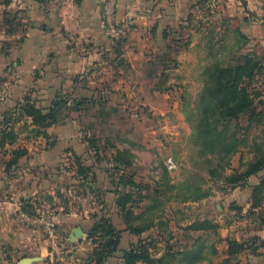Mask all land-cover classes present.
Here are the masks:
<instances>
[{"label": "crops", "instance_id": "1", "mask_svg": "<svg viewBox=\"0 0 264 264\" xmlns=\"http://www.w3.org/2000/svg\"><path fill=\"white\" fill-rule=\"evenodd\" d=\"M244 1L246 8L240 5V27L248 43L243 51L262 57L264 0ZM184 11L181 0H118L119 19L133 17L134 27L122 43L114 44L105 35L99 0H0V71L7 73L0 84L8 77L7 86L13 88L41 89L49 96L68 93L81 105L75 118L96 121L88 131L76 120L51 128L49 141L54 143L49 145L40 137L36 145L28 140L23 145L0 147L2 262L7 249L16 264L23 259L17 249L21 229L10 218L20 207L29 209L28 204L38 202L48 205L60 190L78 191L84 182L79 169L83 167L90 168L91 188L95 190L97 183L106 179L101 174L103 160L96 153L103 157L106 151L108 155L117 149L121 138L145 144L149 136L164 133L160 119L177 109L193 84L184 79L188 58L181 54L174 59V64L165 69L159 88L156 82L163 71L159 77L150 73L158 65L154 57L166 32L175 31ZM7 12L11 15H5ZM192 60L190 70L195 72L196 59L189 56L188 62ZM258 86L264 87V80ZM90 138L109 142L93 145ZM17 149L26 150V155L12 165V153ZM222 185L202 198L198 211L187 222L174 224L179 264H264V169L238 184L222 181ZM109 208L102 213L113 216ZM96 210L91 209L92 217L99 212ZM84 212L66 204L60 207L56 221L63 218L81 223L89 215ZM80 225L71 231L82 228ZM82 230L85 238L75 247L65 243L53 252L40 246L32 264H85L87 259L79 250L89 255L95 245L86 240V230ZM120 230L118 251L104 264H123L124 252L131 246L140 240L150 241V237L160 238L158 226L137 235L128 231L126 224ZM234 243L240 244V252L230 253ZM9 244L17 250L8 248ZM75 249L78 251L71 253ZM52 253L54 258L50 257Z\"/></svg>", "mask_w": 264, "mask_h": 264}, {"label": "rangeland", "instance_id": "2", "mask_svg": "<svg viewBox=\"0 0 264 264\" xmlns=\"http://www.w3.org/2000/svg\"><path fill=\"white\" fill-rule=\"evenodd\" d=\"M181 5L182 10H185L181 23L174 28L175 34L172 33L175 32L173 30L166 32L167 37L160 43L159 52L154 57L158 65L150 75L159 77V72L163 71L156 82L159 88L166 75L165 69L173 65L174 59L181 54H185L188 60L189 56L196 59V68L195 72H192L190 69L194 65L193 60L186 61L187 70L184 72V79L191 80L193 84L187 89L186 96L181 97L184 101L177 104V109L160 119L164 133L149 136L145 144L121 138L117 141V149L110 150L108 155L106 151L103 152V157L100 153H96L103 160L101 174L106 179L97 183L95 190L91 188L93 180H91L90 168L83 167L79 169L84 182L78 191L73 190L67 193L60 190L55 193L57 199H52L53 196L50 195L52 201L48 205L42 202H38L37 205L29 202L31 204L28 206L31 208L28 209L27 206L24 208L29 213H34L32 215L51 210L57 217L60 207L66 204L68 208L73 206L81 211L84 210L86 215L89 213L88 218H83L84 221L81 223L66 222L63 218L61 221H56L59 231L57 240L51 239L43 227L19 219L17 212L13 214L10 218L15 219L14 224L19 227V230L21 229L22 234L17 247L19 258L37 256L38 249L42 245L53 252L65 243L69 245L71 243V247L72 245L75 247L78 241H83L85 238L84 232L80 239L71 241L69 237V234L73 233L71 228L78 224L86 230V240L92 242L89 233L101 218L110 219L115 228L122 232L120 229L126 224L123 214L130 211L126 227L131 225L133 228L149 227L151 229L158 226L160 238L154 236L149 238L150 241L138 242V244L142 242L146 245L152 259L155 260L152 264H179V259L176 257L179 246L175 244L177 240L175 241L172 234L174 224L187 222L190 216L194 215L195 210L198 211V205L204 195L223 187L222 181L225 177L246 171L247 165L253 163L255 157L264 158V87L258 86L264 80V69L249 88L253 94L260 93V97L255 100L249 113L226 123L227 127L224 129L226 139L219 140L213 147L205 149L200 126V120L204 117L205 111L208 117L219 115L215 103H209V108L208 104L200 103L209 69L215 64L236 66L245 55L257 57L253 52L243 51L248 39L240 27L242 26L240 25V5L246 8V2L244 0H181ZM5 15H11V12ZM257 59L264 65V56ZM4 74L7 73L0 71L1 80L4 79ZM7 82L8 77L0 84V132L6 127L13 129L18 144L23 145L28 140L34 141L33 143L39 142L40 137L48 140V145L52 144L54 140L49 141L48 130L66 123L73 124L75 120L84 131L94 127L92 123L96 124V121L84 122L75 118L74 113L81 105L76 103L68 93L62 92L60 95L49 96V93L47 95L42 93L41 89L13 88L7 86ZM27 102L34 104L44 114L51 113L55 116L60 113V119L53 120L50 127L41 128L35 125L31 118L12 113ZM1 103H4V106L1 107ZM1 109L4 111L2 112ZM251 113L253 115H250ZM155 124L156 122L152 127H155ZM212 141L213 137L210 136L209 142ZM89 142L93 145L98 143L102 145V142L106 144L109 141L90 138ZM232 146L233 149H231ZM168 157H173L177 163L178 170L174 173H170L165 166ZM121 197L127 200L123 212L116 203ZM109 206L112 207L113 216L102 213V211H110ZM93 208L99 211L95 212L94 217L91 212ZM7 247L11 250L14 248L12 244ZM66 250L65 248L64 251ZM93 250L89 255L85 250H79V252L84 253V257L88 259ZM77 251L75 249L71 253ZM9 252V249L5 251L6 260L4 262L0 260V264H16V259L12 260L11 255L7 254ZM58 254L61 255L62 252ZM160 255L166 257L162 259Z\"/></svg>", "mask_w": 264, "mask_h": 264}, {"label": "trees", "instance_id": "3", "mask_svg": "<svg viewBox=\"0 0 264 264\" xmlns=\"http://www.w3.org/2000/svg\"><path fill=\"white\" fill-rule=\"evenodd\" d=\"M263 69L264 65L262 61L253 55H245L236 66L215 64L209 69L200 103L208 104V108L211 103H215L219 115L216 117H208L206 115L207 111H205L204 117L200 120L203 136L202 143L205 149L207 147H213L219 140L226 139L224 129L227 127L226 123H228V121H233L252 110L255 100L260 97V93L253 94L249 88H251L254 79L262 73ZM12 113L16 115L19 113L20 117L31 118L32 122L41 128L50 127L53 120L60 119V113L55 116L51 113L48 115L44 114L30 102L20 105ZM250 115H253V113ZM0 135V147H6L7 144L13 145L17 142L13 129L6 127L0 132ZM210 136L213 137L212 142H209ZM225 146H227L226 143ZM233 146L231 149H233ZM259 150L260 149H258V151ZM12 154L13 159L10 164L13 165L26 155V150L17 149L14 150ZM262 169H264V158H256L253 163L247 165L246 171H242L235 176L225 177L223 181L226 184H238L240 181L258 173ZM126 201V199L121 197L116 202L122 212L126 208ZM129 212L130 211L125 213L126 215L123 214V219L126 224H128ZM148 229L150 228H133L131 225L127 227L128 231L136 235ZM89 238L92 239L95 248L85 264H104L109 257L118 251L122 239V232L115 228L110 219L101 218L91 229ZM237 252H240V244L234 243L230 247V253ZM152 263H155V260L152 259L146 245H143L142 242L131 246L129 251L124 252L123 264Z\"/></svg>", "mask_w": 264, "mask_h": 264}, {"label": "built area", "instance_id": "4", "mask_svg": "<svg viewBox=\"0 0 264 264\" xmlns=\"http://www.w3.org/2000/svg\"><path fill=\"white\" fill-rule=\"evenodd\" d=\"M101 9V19L104 23V32L106 37L114 44L122 43L130 34L134 27V19L131 16L125 17L120 20L117 14L118 0H99ZM165 166L170 173H174L178 170V166L173 157H168L165 161ZM34 214V213H32ZM20 207L17 210L18 218L33 225H39L43 227L47 235L54 240L59 237V231L57 228L56 217L53 211L45 210L32 215ZM50 257L54 258L55 254H50Z\"/></svg>", "mask_w": 264, "mask_h": 264}, {"label": "water", "instance_id": "5", "mask_svg": "<svg viewBox=\"0 0 264 264\" xmlns=\"http://www.w3.org/2000/svg\"><path fill=\"white\" fill-rule=\"evenodd\" d=\"M84 235L83 230L80 227H77L73 230V233L70 235L72 242L80 239ZM35 261L34 258L22 259L18 264H32Z\"/></svg>", "mask_w": 264, "mask_h": 264}]
</instances>
